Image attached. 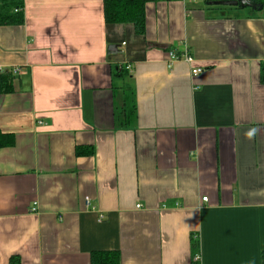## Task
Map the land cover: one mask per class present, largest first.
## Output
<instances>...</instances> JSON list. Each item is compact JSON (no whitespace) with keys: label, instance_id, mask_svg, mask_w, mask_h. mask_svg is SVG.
<instances>
[{"label":"crops","instance_id":"0c3cea01","mask_svg":"<svg viewBox=\"0 0 264 264\" xmlns=\"http://www.w3.org/2000/svg\"><path fill=\"white\" fill-rule=\"evenodd\" d=\"M22 1L23 24L0 27V74L13 77L0 132L14 137L0 149V264H89L100 251L120 264H262L264 17L153 2L138 36L106 25L102 0ZM185 47L194 63L169 66L166 50ZM120 66L133 128L118 127Z\"/></svg>","mask_w":264,"mask_h":264},{"label":"trees","instance_id":"16d2710c","mask_svg":"<svg viewBox=\"0 0 264 264\" xmlns=\"http://www.w3.org/2000/svg\"><path fill=\"white\" fill-rule=\"evenodd\" d=\"M173 0H102V14L106 25H126L133 27L134 33L138 36H144L146 33L145 24V6L148 3ZM216 0H203L204 10L207 14L213 13L219 17L224 13V17H264V0H248L252 4L261 5L262 10H252L249 8L241 9L239 7H221L211 4ZM221 1V0H217ZM24 22L23 1L22 0H0V27L20 26ZM167 50H170L169 48ZM166 50V51H167ZM260 83L264 84V62L260 64L259 71ZM130 71L124 66L115 67L112 70V79L119 82V89L123 95L122 107L119 111V128H133L136 123V100L132 86ZM13 77L10 74H0V93L11 92V81ZM117 82V83H118ZM14 137L10 134L0 132V149L12 147ZM76 156H90L92 149L76 148ZM192 254H196L198 245L192 241ZM261 263L264 264V252L261 254ZM9 264H20L18 257H11ZM89 264H120V254L117 251L91 252L89 255Z\"/></svg>","mask_w":264,"mask_h":264},{"label":"built area","instance_id":"2783aa9c","mask_svg":"<svg viewBox=\"0 0 264 264\" xmlns=\"http://www.w3.org/2000/svg\"><path fill=\"white\" fill-rule=\"evenodd\" d=\"M167 54V62L168 65L171 66L174 62H178V61H183L189 65H192L194 63V59L191 56L189 50L185 47L184 49H182L181 51H177L174 49H170L166 51ZM127 71H131L130 66H126L125 68ZM22 72L21 68H14L12 70V73L14 75L20 74ZM202 72V70L200 68H192L191 70V75L192 76H196L198 74H200ZM203 202L206 201V199L202 200ZM85 205L86 207H90L89 204V200L86 198L85 200ZM33 206H36L35 204ZM140 206H137V208H139ZM35 209H31V211H34ZM196 259L198 258V256H194Z\"/></svg>","mask_w":264,"mask_h":264},{"label":"water","instance_id":"95a60500","mask_svg":"<svg viewBox=\"0 0 264 264\" xmlns=\"http://www.w3.org/2000/svg\"><path fill=\"white\" fill-rule=\"evenodd\" d=\"M211 4L214 6H221V7H239L241 9L249 8L252 10L261 11L262 6L250 3L248 0H221V1H214ZM224 15V13H221Z\"/></svg>","mask_w":264,"mask_h":264},{"label":"rangeland","instance_id":"374dc122","mask_svg":"<svg viewBox=\"0 0 264 264\" xmlns=\"http://www.w3.org/2000/svg\"><path fill=\"white\" fill-rule=\"evenodd\" d=\"M217 1V0H216Z\"/></svg>","mask_w":264,"mask_h":264}]
</instances>
